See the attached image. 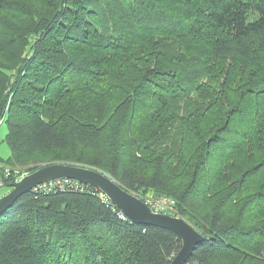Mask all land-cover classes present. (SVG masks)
Listing matches in <instances>:
<instances>
[{"label":"trees","instance_id":"obj_1","mask_svg":"<svg viewBox=\"0 0 264 264\" xmlns=\"http://www.w3.org/2000/svg\"><path fill=\"white\" fill-rule=\"evenodd\" d=\"M3 113V164L170 196L185 264H264V0H0ZM66 179L0 214V264H169L174 232Z\"/></svg>","mask_w":264,"mask_h":264},{"label":"water","instance_id":"obj_2","mask_svg":"<svg viewBox=\"0 0 264 264\" xmlns=\"http://www.w3.org/2000/svg\"><path fill=\"white\" fill-rule=\"evenodd\" d=\"M59 178H69L96 187L132 222L155 226L174 232L181 246L169 264H185L203 234L185 219L167 213L154 212L143 200L121 186L107 173L93 168L67 164L48 163L8 184L9 190L0 195V214L7 210L21 194L37 185Z\"/></svg>","mask_w":264,"mask_h":264},{"label":"built area","instance_id":"obj_3","mask_svg":"<svg viewBox=\"0 0 264 264\" xmlns=\"http://www.w3.org/2000/svg\"><path fill=\"white\" fill-rule=\"evenodd\" d=\"M6 111V110H5ZM4 111V112H5ZM5 113L0 115V124L4 122ZM14 168V167H13ZM12 168L0 162V189L5 185L4 182L10 177L12 173ZM15 178L12 181H16ZM67 179L65 178V181ZM52 182V181H50ZM47 183V182H45ZM45 183H41L37 186H43ZM36 188V187H35ZM144 202L155 212L161 213H169L171 214L174 211L175 200L170 196L161 195V196H152L150 195V199L144 200ZM172 215V214H171ZM175 216V215H173Z\"/></svg>","mask_w":264,"mask_h":264},{"label":"rangeland","instance_id":"obj_4","mask_svg":"<svg viewBox=\"0 0 264 264\" xmlns=\"http://www.w3.org/2000/svg\"><path fill=\"white\" fill-rule=\"evenodd\" d=\"M5 132H6V125H5V122H3L2 124H0V157L3 159L7 158L10 154V148H9L7 142L4 140ZM31 164H27V165H23V166H15L14 168H12L11 169L12 173L6 181L8 183H10L11 180H14L15 178H17V180H19L22 176L29 173V171L27 170V166L31 167ZM59 179H61V178H59ZM5 182H4L5 185L0 189V195H2L3 193H5L9 190V187L6 186L7 184ZM144 196H145L144 200L150 199V195L147 194V196H146V194H145Z\"/></svg>","mask_w":264,"mask_h":264}]
</instances>
